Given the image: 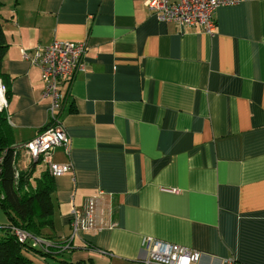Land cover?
<instances>
[{
	"label": "crops",
	"instance_id": "1",
	"mask_svg": "<svg viewBox=\"0 0 264 264\" xmlns=\"http://www.w3.org/2000/svg\"><path fill=\"white\" fill-rule=\"evenodd\" d=\"M147 1L2 0L16 144L57 126L21 50L88 46V69L55 112L70 152L56 149L53 162L73 165L54 178V223L42 230L56 248L30 258L147 264L153 238L200 252L198 264H264V0L218 8L213 35L159 21ZM31 165L20 150V171ZM46 171L36 166L31 183ZM101 190L113 227L69 242L73 212Z\"/></svg>",
	"mask_w": 264,
	"mask_h": 264
},
{
	"label": "built area",
	"instance_id": "2",
	"mask_svg": "<svg viewBox=\"0 0 264 264\" xmlns=\"http://www.w3.org/2000/svg\"><path fill=\"white\" fill-rule=\"evenodd\" d=\"M242 0H149L147 8L154 13L158 20L166 24H176L180 28H199L202 32L213 35L217 30L215 12L220 7L237 5ZM88 46L85 43L55 40L49 46H39L34 49H22V58L38 67L44 83L43 98L50 100V109L53 121L57 126H50L34 139L23 144L14 145L15 177L20 178L18 157L20 150L27 152L31 164H46L53 178L63 176L73 170V165L57 164L53 162L54 151L63 148L70 152V138L65 129L60 125L55 112L61 109L67 97L68 88L78 72H86L88 66L85 56ZM8 111L6 87L0 80V114ZM8 116V120H9ZM54 123V124H55ZM3 175V157L0 156V201L4 199L1 189ZM107 193L99 191L87 200L83 213L74 211L72 214V234L69 242L81 233H94L113 227L106 222L105 216L112 215V205L107 204ZM108 205V211L105 206ZM103 206V207H102ZM0 230L15 237L22 245H28L43 254L51 253L54 243L42 236H35L22 227L10 223L0 225ZM143 247L148 252L147 264H198L202 254L198 251L180 245L145 238ZM226 264H239L234 259L227 260Z\"/></svg>",
	"mask_w": 264,
	"mask_h": 264
},
{
	"label": "trees",
	"instance_id": "3",
	"mask_svg": "<svg viewBox=\"0 0 264 264\" xmlns=\"http://www.w3.org/2000/svg\"><path fill=\"white\" fill-rule=\"evenodd\" d=\"M2 5L3 2L0 0V7ZM8 48L6 34L0 22V80L6 87L9 102V78L3 71ZM14 145L16 143L8 122V114L4 111L0 114V156L3 157L1 189L4 195L0 205L8 215L10 223L24 228L35 236H42V230L52 228L54 223L52 202V194L55 191L54 178L46 171L33 185L31 180L36 165L32 164L29 171L20 172V178L17 180ZM55 248L50 249L51 253L43 254L31 246L20 244L15 237L4 232V236L0 238V264H33L30 254L52 256Z\"/></svg>",
	"mask_w": 264,
	"mask_h": 264
},
{
	"label": "rangeland",
	"instance_id": "4",
	"mask_svg": "<svg viewBox=\"0 0 264 264\" xmlns=\"http://www.w3.org/2000/svg\"><path fill=\"white\" fill-rule=\"evenodd\" d=\"M40 164H38L37 166H39ZM10 224V220L8 215L6 214L4 208L0 205V225H9ZM4 236V231L0 230V238H2Z\"/></svg>",
	"mask_w": 264,
	"mask_h": 264
}]
</instances>
